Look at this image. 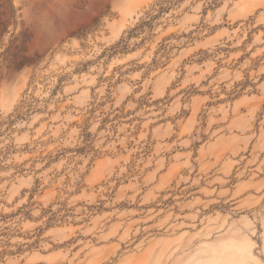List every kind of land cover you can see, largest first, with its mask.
Returning a JSON list of instances; mask_svg holds the SVG:
<instances>
[{
	"label": "rangeland",
	"instance_id": "1",
	"mask_svg": "<svg viewBox=\"0 0 264 264\" xmlns=\"http://www.w3.org/2000/svg\"><path fill=\"white\" fill-rule=\"evenodd\" d=\"M0 264H264V0H0Z\"/></svg>",
	"mask_w": 264,
	"mask_h": 264
}]
</instances>
